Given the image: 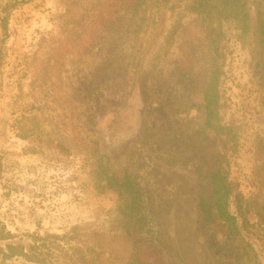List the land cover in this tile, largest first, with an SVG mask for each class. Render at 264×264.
Instances as JSON below:
<instances>
[{
	"label": "rangeland",
	"instance_id": "374dc122",
	"mask_svg": "<svg viewBox=\"0 0 264 264\" xmlns=\"http://www.w3.org/2000/svg\"><path fill=\"white\" fill-rule=\"evenodd\" d=\"M26 1L10 17L8 38L0 28V222L15 237L0 240V247L28 246L30 235L62 236L86 223L106 227L117 217V196L99 194L90 178L83 151L88 140L117 167L130 165L134 155L133 169L147 182L163 223L162 240L187 264H239L216 256L211 231L201 226L200 172L208 152L196 133V112L173 116L177 101L191 92L173 65L180 41L169 48L165 42L180 9L166 10L156 28L135 36L125 20L99 32L89 18L99 0ZM72 37L77 40L69 43ZM139 43L144 58L134 73ZM231 46L222 118L237 122L242 135L237 155L230 154L222 170L231 174L236 193L263 204L264 60L256 68L248 51ZM251 234L247 239L264 264V228ZM0 264L35 263L0 256Z\"/></svg>",
	"mask_w": 264,
	"mask_h": 264
},
{
	"label": "trees",
	"instance_id": "16d2710c",
	"mask_svg": "<svg viewBox=\"0 0 264 264\" xmlns=\"http://www.w3.org/2000/svg\"><path fill=\"white\" fill-rule=\"evenodd\" d=\"M27 3L8 0L0 4L4 38H8L12 13ZM92 7L96 15L89 18H94L93 26L99 32L105 26L125 20L127 32L135 36H145L156 28L166 10L180 9L182 14L165 42L169 48L176 40L180 41V54L173 65L180 84L191 89L183 100L177 101L173 116L194 110L196 133L207 143L208 153L199 183L201 226L211 231L210 249L219 258H235L239 264H261L247 237L252 236V229L264 228V203L260 198L244 199L236 193L231 174L222 170V162L229 166L230 154L237 155L242 135L237 122L226 123L222 118L226 107L222 82L227 59L233 52L232 44L248 51L256 68L261 67L264 0H99ZM187 17L192 20L185 24ZM73 40L76 37L69 43ZM143 50V43L135 46L130 64L134 73L142 67ZM156 69L157 66L151 79L153 86L157 81ZM96 90L100 93L99 87ZM40 131L44 130H36ZM83 147L96 191L117 196V217H110L106 227L101 223H86L62 236L33 234L28 236L31 241L28 246L8 243L5 248L0 247L2 261L23 258L35 264H187L176 249L162 240L163 223L147 182L133 169L134 155L129 156L131 164L123 168L117 167L100 150L99 143L87 140ZM252 216L257 222L251 221ZM215 226L226 233H217ZM14 238L0 222V240Z\"/></svg>",
	"mask_w": 264,
	"mask_h": 264
}]
</instances>
